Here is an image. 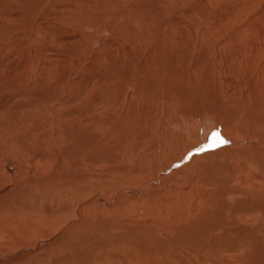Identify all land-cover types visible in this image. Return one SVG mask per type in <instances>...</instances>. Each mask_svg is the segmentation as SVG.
<instances>
[{
    "label": "bare ground",
    "instance_id": "obj_1",
    "mask_svg": "<svg viewBox=\"0 0 264 264\" xmlns=\"http://www.w3.org/2000/svg\"><path fill=\"white\" fill-rule=\"evenodd\" d=\"M110 1L103 2L111 7L113 2ZM131 5H134L133 2L129 4L130 11ZM144 13L134 14L130 18L134 25L127 27L137 28L125 32L128 43L134 44L138 51L130 45L128 49H118L117 57L113 61L110 59L113 67L107 61L109 56L105 57L103 53L96 67L90 64V72L73 78L76 81L72 85L82 80L80 92L78 87L72 89L78 94L73 92L65 97L55 94L56 97H53L48 87L40 94L38 89L50 79L42 73L24 74L18 70L0 73V233L4 245L19 243L31 232L30 227L33 228L38 219L46 224L56 213L59 214L56 218L65 214L71 205L67 199H53V195L58 193L75 201V208L70 211L74 218L57 239L54 240L55 235L41 237L37 245L43 250L58 251L51 264H68L70 260H75V264H93L87 263V259L85 262L81 250L87 249L89 244H98L94 235L102 227L104 232L113 231L136 222L131 218L121 219L124 223L120 224L110 220L111 225L102 221L98 211L104 209L109 215H114L115 208L113 200L106 201L104 198L105 192H97L102 189L99 188L101 179L105 176L119 177L130 168L136 167L137 170L141 165H137L139 160L156 152L152 150L155 140V144L163 146L167 152L178 150L167 153V163L164 164V160L161 164L162 175L165 176L163 185L166 189L171 187L168 190H174L180 182L183 187L176 190L186 189L184 199L187 202L183 215L182 202L176 199L178 204L170 208L171 215L168 216L171 222H177L180 217L182 223H176L178 226L171 231L164 229L166 234L180 235L181 243L173 246L178 259L187 256L194 259L196 254L210 251L203 259L197 258V263L264 264V61L263 55L257 56L261 47L256 38L262 36V27L234 30L221 37V41L213 46L215 49L202 42L195 44L197 39H191L190 43L177 39L178 36L172 39V35H168L170 32L159 31L158 25L149 26V18ZM236 31H243L247 40H241ZM253 43L256 47L250 49L249 66L243 55L246 44ZM224 71L230 72L233 77L228 74L227 78ZM53 84H56L54 90L65 85L60 80ZM83 92L87 93L82 103L79 99L80 109L74 105L64 112L60 107H54L60 102H67V96L74 99ZM41 102L47 105L49 123L61 114L59 123L67 118V127H52L47 134L45 130L37 133L43 120L35 122L34 119L35 133L28 136L33 122L28 114L38 109L29 108ZM24 105L29 110L27 115L26 110L20 112ZM206 121L213 124L210 126ZM96 126L106 127L101 142L89 135L83 136L81 132ZM14 130L18 133L11 140L8 133L13 134ZM212 130L214 135L220 134V138L227 142L211 141L208 135ZM57 131L64 140L56 136ZM45 136L48 137L44 140ZM13 147L16 152L10 156L8 150ZM199 183L206 191L207 187L211 188L209 196L193 191ZM158 190L149 192L157 203L159 201L162 209L165 202ZM120 191L142 195L137 188H122ZM89 194L90 197L81 203L80 195ZM200 197L207 204H202L204 200L200 203ZM89 207L95 209L94 220L84 216V208ZM120 207L119 204L116 209L121 210ZM21 231L25 232L21 234ZM41 232L37 230V234ZM123 232H126L125 229ZM184 233L189 237H181ZM28 250L24 248L21 252L25 254L13 264H35L36 257L25 258L27 253V256L31 254ZM21 252L2 255L0 264L6 261L11 264V260ZM60 259L63 262H57Z\"/></svg>",
    "mask_w": 264,
    "mask_h": 264
},
{
    "label": "rangeland",
    "instance_id": "obj_2",
    "mask_svg": "<svg viewBox=\"0 0 264 264\" xmlns=\"http://www.w3.org/2000/svg\"><path fill=\"white\" fill-rule=\"evenodd\" d=\"M103 1L104 0H0V73L4 74L5 72H13L14 70H18L20 73L22 72L24 74H27V72L39 73L40 75L43 74V76H47L46 79H50L47 80V83H44L46 85L43 84V87L38 89V91L40 90V94L44 93L47 87V90L52 93V95L54 94L53 97H56L55 94H57V97H65L66 94H72L73 92L74 94H78L77 91H73L72 89H74L75 86L78 87L79 91V87L82 85V80L79 78L80 80L78 84L72 85L76 81H73V78L81 77L87 71L90 72L92 68L91 66L96 67L95 65L98 62V59L102 57L103 53H105V57L109 56V59H107V61L109 62V65L113 67L114 65L110 63V59L113 61L117 57L118 49H128L130 46H132L133 48H136V51H138L137 47L134 44L130 45V43H128V35L125 32L134 27H127L128 25H134L132 21H130V18H132L134 14L139 15V13L143 14L144 12V15L149 18L150 22L147 23L149 24V26L158 25L157 27L159 31L162 30V32H165L167 34L170 32L168 35H172V39L177 38L178 36L177 39L185 40V42L189 43L192 41L191 39H197L195 44L202 42L201 44H206L207 47L215 46V43L218 44V42L221 41V37L224 38L225 35H229L234 30L242 28L255 29L257 27H262V36H256L258 44L261 47L259 48L260 50L257 51V56L262 57L263 55L262 60L264 61V0H111L113 2V5L111 7H108V4ZM130 2H133L134 4L131 5V11L129 6ZM134 28H137V26ZM145 30H148V28H145ZM236 32V35L240 37L241 40H247L246 35L243 33V31ZM199 34L202 35L198 36ZM166 36L167 35L163 36V39ZM196 36H198L199 38H196ZM253 44L254 45L246 44V53H244L243 55L244 59L248 60L249 64H247L249 66L251 64L248 59V55L251 50L256 47L255 43ZM140 46H143V44H141ZM107 47H109V49ZM90 64L92 65L90 66ZM30 65H33L35 68ZM6 67L7 69H5ZM39 67L42 69L40 70ZM224 72L226 77L229 78L228 74L230 75V72ZM230 76L233 77V75ZM57 80L58 82L60 80V83L63 82V84L65 85H62L63 87L61 86L59 88H55L54 90V86H56V84L53 83H57ZM50 84H52V86H50ZM86 93L87 92H83L82 95H80L78 98L74 97V99L71 96H67V102H60V104H56L57 106L55 105L54 107H60L64 112H67L65 109L70 108L69 106L72 107L74 105H77V107H79L80 109L81 106L78 105L83 102V98H86ZM71 98L73 99V101ZM79 99L80 103L78 104ZM36 104L38 103H35L34 105L32 104V107L29 108L31 110H35L36 108H38L36 109V112H32L33 114L29 112L28 107H26L25 105L21 107L20 112L23 113L26 110V115L29 112L30 114H28V116L31 118V121H33L34 119L35 122L36 120H43L41 129H37V133H43V131L45 130L47 134L52 131V127L53 129L58 126L60 129L63 127H67V118L65 119L66 121L62 120L59 123V118L62 116L61 114L54 117L53 123H49L48 120L50 115L48 113V110L46 109V103L41 102L38 105ZM26 105L28 106V104ZM155 109L156 108H154V111ZM104 110L105 108L102 109V111ZM84 113H86L85 110ZM156 115L157 114L155 113V116ZM37 117L38 119H36ZM34 121L31 125L32 128L29 129L28 136H33L35 133ZM62 122L63 125H59ZM206 122L209 123L210 126L213 124L212 121ZM105 129L106 127L96 126L89 131L86 130L81 132L83 136L89 135L92 139L101 142L104 136ZM210 132L211 133L208 135V137L211 141L213 139L214 141L217 140V136L220 137V134L214 135L213 130ZM17 133L18 131L15 130L13 134L8 133L9 138L12 140L14 138L13 136H16ZM50 136L51 135H49V137ZM56 136L58 138L60 137L61 140H64V138H62L63 135H61V133L58 131ZM47 137L48 136H45L44 140ZM157 145L158 144H155L154 140L152 146L153 149L151 148V146L149 148L156 152H152L150 153L152 154L151 156H146V158L139 160L137 165H141L140 167H137V170L135 169L136 167H134L127 169L129 171H125L124 174H119V177L105 176L101 179L102 184L99 188L102 189L97 192H105V194L103 193L104 198L106 199V201L113 200V207L115 208L114 215H109L104 209L102 212L98 211L99 215L102 216V221L107 222L109 225H111L112 221L120 224L122 222L124 223V221H122L121 219L131 218L130 220L136 222L131 226H124L123 229L121 226V228H117V230H106L107 233L104 232V229L102 227L100 232L97 231L98 233L94 235L95 241L98 244H94V246H92V244H89L87 246V249L83 248L81 250L82 258L85 260V262L87 259V263L93 264H200L197 263V258L203 259L204 257H206L205 255H209L208 252L210 251H205L196 254V258L194 259L190 256H187V258L182 257L178 259L179 256L175 254V249H173V246L181 243V241L179 242L180 235L164 233V229L171 231L173 228H175V226H178L175 225L176 223H182L183 221V219H181L180 217L177 220L174 219L177 222L169 221L168 216L171 215L170 208L178 204V202H176L177 200L182 202L181 213L183 215L187 200L185 201L184 199V197L186 196V189L182 190L180 188L179 191L176 190L179 187H183L181 186L180 182L177 183L178 187L176 186L174 190H168L171 187H167L166 189V186H164L162 183L165 180V176L162 175L163 172L161 170V164L163 165L164 160V164L167 163V153H172L174 151L178 152V150H170L169 152H167L166 148L161 145ZM14 150H16L14 147L11 150H8V155H13L16 152ZM154 157L158 159V162H155L156 159ZM157 175L159 177H157ZM122 188H137L139 192H142V195L139 196L121 192L120 189ZM151 188L152 190H158L159 188L157 192L164 199L165 205L162 207V209H165V211H162V209H160V206L162 205H159V201L157 203V199L154 197V195L150 194L149 191H152ZM209 189L211 188L207 187L206 191L204 185L199 183L197 188H193V191H195L196 193L203 192L205 195L209 196L211 191H209ZM161 192L166 193L162 194ZM55 197L60 200L67 199L68 202H70L71 206L69 205L70 207L65 212V214L56 218L59 215L58 213H56L53 219H51L46 224L43 223L44 221L42 219H38V221L35 223L36 226H32L33 228L30 227V235L28 234L27 236L21 238L19 240V243L17 244L12 243V245H4V239L0 233V244L3 243L2 245H0V257L2 255L8 254L15 255L17 252H21L24 248H28L30 249L28 251H31V254L27 256V253L25 257L26 259L29 260L30 258L28 257L34 256L36 257V260H38H35V264L37 262H42L41 264H51L53 257H55V255H58V251L53 250V252L48 249L43 250L42 248H39V245H37V241L41 237H51L54 235L56 236L54 240L57 239L62 230L66 226H68V222L72 221V218H74V215L70 211L74 210L75 208V201L73 199L69 200L66 195L61 196L57 193L53 195V199H56ZM80 197H82V200H80V202L83 203V200L86 201V199L90 197V194L86 196L80 195ZM199 199V202L201 201L200 203H202V201L204 200L201 197ZM140 203H142L143 206ZM119 204L121 205V207L119 208L121 210L116 209ZM202 204H207V201L204 200ZM84 209V216L89 220H94L95 209L90 207ZM181 217L183 218V216ZM62 220H64V222ZM110 220L112 221L110 222ZM153 227L155 229H152ZM124 229L126 232H123ZM37 230L42 231V235L37 234ZM23 232L21 231V234ZM149 232L152 234H150ZM262 233L264 235V229ZM262 233L260 234V236H262ZM109 235L112 236L110 237ZM185 236L188 235L185 233L184 235L181 234V237ZM174 237H176V239ZM164 238L165 241L163 240ZM168 238L170 241H168ZM18 239L19 238H17L16 240ZM135 239H137V241ZM262 242H264V240H262ZM24 254L25 253L21 252L20 255L15 256L14 259L11 260V264H13L14 260L21 258ZM42 257L45 259H43ZM208 259H211V257ZM212 259L214 260L216 258L212 257ZM179 260L181 261V263H179ZM61 261L62 259L58 260L57 262ZM7 263L8 261L4 262V264ZM75 263V260H70L68 262V264ZM216 264L219 263L217 262ZM259 264L263 263L261 262Z\"/></svg>",
    "mask_w": 264,
    "mask_h": 264
},
{
    "label": "snow or ice",
    "instance_id": "obj_3",
    "mask_svg": "<svg viewBox=\"0 0 264 264\" xmlns=\"http://www.w3.org/2000/svg\"><path fill=\"white\" fill-rule=\"evenodd\" d=\"M216 139L219 140L221 143H226L227 142V141H224L222 138H220L218 136L216 137Z\"/></svg>",
    "mask_w": 264,
    "mask_h": 264
}]
</instances>
